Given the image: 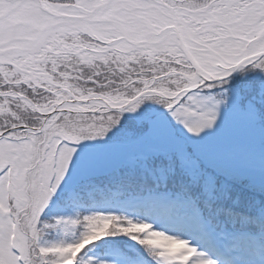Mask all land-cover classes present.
<instances>
[{
	"label": "snow or ice",
	"instance_id": "snow-or-ice-1",
	"mask_svg": "<svg viewBox=\"0 0 264 264\" xmlns=\"http://www.w3.org/2000/svg\"><path fill=\"white\" fill-rule=\"evenodd\" d=\"M0 264H264V0H0Z\"/></svg>",
	"mask_w": 264,
	"mask_h": 264
}]
</instances>
